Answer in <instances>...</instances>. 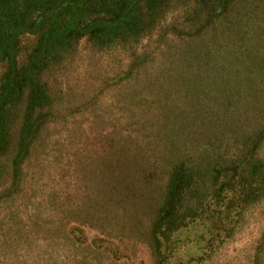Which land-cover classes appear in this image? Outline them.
Returning a JSON list of instances; mask_svg holds the SVG:
<instances>
[{
    "label": "trees",
    "instance_id": "obj_1",
    "mask_svg": "<svg viewBox=\"0 0 264 264\" xmlns=\"http://www.w3.org/2000/svg\"><path fill=\"white\" fill-rule=\"evenodd\" d=\"M158 25L148 68L135 47ZM81 40L129 68L73 90ZM256 206L264 215V0H0V264H34L57 240L98 259L80 226L143 243L151 264L192 242L204 260ZM28 233L44 239L35 258ZM254 242L250 263L264 264V227Z\"/></svg>",
    "mask_w": 264,
    "mask_h": 264
},
{
    "label": "rangeland",
    "instance_id": "obj_2",
    "mask_svg": "<svg viewBox=\"0 0 264 264\" xmlns=\"http://www.w3.org/2000/svg\"><path fill=\"white\" fill-rule=\"evenodd\" d=\"M179 14L181 15L182 12L173 10L172 12L167 13L165 17L161 19L160 23L164 26V21L166 19V22L169 24L172 22V19L179 16ZM154 31L155 32L151 38L145 37L135 47L136 53H148V58L153 55L151 59L149 58V61H146L148 68H151L152 64L154 65L156 62L154 58L156 56V46L159 45L162 47L164 45V42L159 36L161 31L159 25ZM171 32L172 31H168V34L165 33V35L167 34L172 40L178 42L179 37L172 35ZM153 51H155L154 54L152 53ZM130 60L131 57L123 52H119V50L98 51L90 43L81 40L75 47L71 56V67L68 73L69 80L66 81L65 84H69L73 90L77 91H79V89L73 87L72 84L83 87L90 86L88 88L89 92L93 88V84H104L100 81L102 78H110L117 73H122L124 75V72L122 71L127 70ZM103 66L108 67L110 70L105 72V74H99ZM130 78H132V74L129 75L128 80ZM122 82V84H125L127 83V80H123ZM105 94L106 90L101 92L100 96H102V100ZM83 95L89 97L90 94L84 93ZM31 208V206H28L27 209L21 207V214L25 217V214L29 213ZM261 208V206H256L254 209H249L245 218L235 229L232 237L225 239V241L211 252L210 256L206 259H192L191 255H195L194 253L197 252V243L192 242L188 243L189 245L187 247L183 246L178 253L171 257V259H167L163 264H251L250 255L254 250V241L260 235V232L264 227V215H262ZM25 209L26 212H24ZM74 228L75 237H79L80 239L87 238L90 241L92 240L91 246L102 249L104 252L102 256H99L98 259L87 257L84 260L80 256H73L65 243L61 240H57L52 247L50 246L48 248L47 252L44 253L41 251L38 257L35 258V254L37 255L39 252L41 245L44 243V239H40L42 236L41 233L40 235L38 233H28L32 240L31 248L35 243L38 244L35 250L30 252V256L35 258L34 264H151L152 262V256L148 247L141 242L112 238L96 241L98 239L95 238V233L91 229L83 226ZM189 233L190 232L184 231L181 233L180 239L185 238L186 240L191 236L190 239L194 241L195 236L198 234H195V232ZM77 238L76 240L80 241V239ZM185 242H187V240ZM72 247L74 248V246Z\"/></svg>",
    "mask_w": 264,
    "mask_h": 264
}]
</instances>
